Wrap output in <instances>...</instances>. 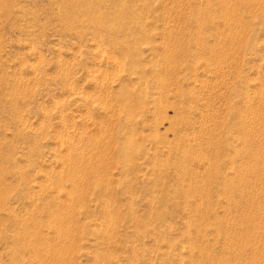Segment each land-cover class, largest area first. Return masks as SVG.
<instances>
[{"label": "rangeland", "instance_id": "374dc122", "mask_svg": "<svg viewBox=\"0 0 264 264\" xmlns=\"http://www.w3.org/2000/svg\"><path fill=\"white\" fill-rule=\"evenodd\" d=\"M0 264H264V0H0Z\"/></svg>", "mask_w": 264, "mask_h": 264}, {"label": "bare ground", "instance_id": "6f19581e", "mask_svg": "<svg viewBox=\"0 0 264 264\" xmlns=\"http://www.w3.org/2000/svg\"><path fill=\"white\" fill-rule=\"evenodd\" d=\"M115 31V30H114ZM113 58V57H112ZM74 160V159H73ZM75 167V166H74ZM93 168V167H92ZM103 168V167H102ZM105 168V167H104ZM73 169V168H72ZM80 169V168H79ZM97 170V169H96ZM88 171V170H87ZM77 172V171H76ZM83 172V171H82ZM87 173V172H86ZM89 173V172H88ZM78 174H79V172H78ZM81 174V173H80ZM79 174V175H80ZM72 175V174H71ZM85 175H87V174H85ZM70 176V175H69ZM74 176V175H73ZM77 176V175H76ZM89 177V176H88ZM74 178H76V177H74ZM79 178H81V177H79ZM75 190V189H74Z\"/></svg>", "mask_w": 264, "mask_h": 264}]
</instances>
